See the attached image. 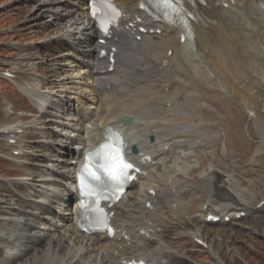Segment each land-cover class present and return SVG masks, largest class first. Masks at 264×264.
<instances>
[{"label": "bare ground", "instance_id": "obj_1", "mask_svg": "<svg viewBox=\"0 0 264 264\" xmlns=\"http://www.w3.org/2000/svg\"><path fill=\"white\" fill-rule=\"evenodd\" d=\"M90 1L40 3L50 25L62 32L49 44L52 51L64 53L56 70L67 75L58 84L25 82L24 94L35 104L39 116L26 117L24 123L5 126L0 132L9 150L11 142L17 145L38 137V143L49 152L34 160L39 180L28 175L21 182H10L27 192L16 199V207L10 199H0V214L8 217L5 223L0 222V264H125L133 259L147 264H191L182 255L172 254L178 245L170 239L175 228L183 229L184 239L203 241L207 250L202 253L212 257L211 264H226L215 251L217 241L226 245L223 231L208 232L207 227L213 224L208 218L219 217L223 224L226 220L241 221L252 211L251 202L243 198L231 175L232 195L216 186L204 201H198L187 175L197 169L194 163L213 140L208 134L216 131L217 117L222 114L230 128H238V113H247L257 130L264 131L260 119L264 109V0H177L194 28L191 47L181 42V29L144 12V0H118L124 17L105 38L91 19ZM114 48L115 64L110 71ZM101 51L108 55L101 57ZM185 64L195 78L188 83L183 79L189 75ZM164 71L175 75L179 87L155 104L149 88L165 78ZM46 85L52 86L49 93L40 89ZM199 85L211 90L207 103L189 91ZM46 116L49 122H41ZM126 116L133 118L130 127L123 125ZM72 122L78 123L76 128L84 136L79 144L82 149L75 151L77 146L68 143L66 149H57L51 138ZM38 125L40 132H35ZM109 129L125 134L126 152L142 170L123 200L110 208L114 238L107 234L89 236L78 228L77 176L83 151L97 148ZM236 133L231 139L242 142V134ZM63 138L75 141L79 137ZM132 147L138 149L137 154L130 153ZM20 150L15 146L14 152ZM24 156L21 153L19 158ZM146 157L150 160H144ZM160 170L168 173L166 179ZM211 171L209 181L214 182L219 170ZM6 182L0 180V188ZM162 188L170 199L156 201ZM2 195L8 196L0 192ZM72 200L74 209L68 206ZM193 204L198 206L194 215ZM210 237L214 239L208 245Z\"/></svg>", "mask_w": 264, "mask_h": 264}, {"label": "rangeland", "instance_id": "obj_2", "mask_svg": "<svg viewBox=\"0 0 264 264\" xmlns=\"http://www.w3.org/2000/svg\"><path fill=\"white\" fill-rule=\"evenodd\" d=\"M41 1L32 0L28 3L26 0H0V132L5 126L24 123L26 117L39 116L35 104L24 94L26 92L25 82L32 83L37 80L42 84L50 82L58 84L67 75L61 70H56L57 66L61 65L60 61L64 53L59 54L54 48L52 51L49 44L62 32L55 30V27L50 25V17L43 15L44 8L40 4ZM168 38H172V35ZM209 40L207 39V42ZM199 46L202 48L200 43ZM40 67L42 69H38ZM183 67L189 72L188 76L183 77L185 82L195 80L191 68L186 64ZM5 72L10 73V76L4 75ZM164 72L165 78L156 80L149 88L154 93L153 102L155 104L159 98L170 96L179 87L175 81L177 80L175 75L171 72ZM51 87V85H46L40 89L49 93ZM193 87L189 91L197 93L204 103H207L206 99L211 95V90L201 85ZM59 95L63 97L62 94L59 93ZM101 101L103 102L104 98ZM178 101L182 102L183 99L179 98ZM238 117V128H230L224 114L217 117L216 131L211 135L208 134L209 137H213V140L207 144L204 152L201 153V158L194 163L197 169L189 171L187 176L190 184L195 188L194 198L204 201L209 193L216 189V186L221 189L222 193L232 195L229 181V175H231V179L240 187L243 198L251 202L252 211L241 221L218 223L207 227L206 230L208 232L223 231L226 245L223 246L222 242L217 241L215 251L220 254L221 260L226 264H264V131L257 130L247 113H238ZM260 119L264 122V109ZM49 120V116H46L41 122L48 123ZM40 126L38 125L35 132H40ZM239 131L243 141L235 142L231 136L232 138L237 137L236 132ZM51 140L57 146V137ZM38 141V137H35L26 139L17 145L13 142V147L9 150L6 140L0 135V180L7 181L0 188V192L8 195L7 197L2 195L0 199H10L12 207L15 206L16 199L26 196L27 192L16 189L10 182H20L28 175H33L35 180L40 179V171L33 166V163L36 156H43L49 152ZM23 144H25L24 147ZM15 146H19L22 150L14 152ZM21 153L25 156L20 159ZM56 157L57 154L54 153V158ZM13 158H19V160L15 161ZM214 168L219 170L220 176L211 182L208 175ZM159 174L163 179H166L168 175L164 170H160ZM137 190L138 188L134 189L132 195ZM162 190L157 199L160 202L169 200L168 191L164 188ZM260 204L262 207L257 208ZM73 205L71 202L69 207ZM197 211V204H193L192 215ZM7 218L0 214L1 223H5ZM182 231L181 228H175L170 234L171 241L178 243V245L175 244L172 254L178 257L182 255L189 259L191 264H211L212 257L202 253L207 249L198 245L196 240L184 239ZM213 239L210 237L206 240L208 245ZM46 245L47 242L42 244L39 252H43ZM232 249L238 251L237 254L234 251L230 252ZM34 254L35 252L32 253Z\"/></svg>", "mask_w": 264, "mask_h": 264}, {"label": "snow or ice", "instance_id": "obj_3", "mask_svg": "<svg viewBox=\"0 0 264 264\" xmlns=\"http://www.w3.org/2000/svg\"><path fill=\"white\" fill-rule=\"evenodd\" d=\"M164 3H172L173 0H163ZM128 168H131V165H128V164H124L123 165V169H128ZM120 174H126V173H123V172H120V173H114L113 174V178H115L117 175H120Z\"/></svg>", "mask_w": 264, "mask_h": 264}, {"label": "water", "instance_id": "obj_4", "mask_svg": "<svg viewBox=\"0 0 264 264\" xmlns=\"http://www.w3.org/2000/svg\"><path fill=\"white\" fill-rule=\"evenodd\" d=\"M132 123V120L130 119V118H126L125 120H124V124L125 125H130Z\"/></svg>", "mask_w": 264, "mask_h": 264}]
</instances>
